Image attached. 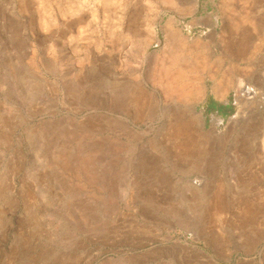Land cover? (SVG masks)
Masks as SVG:
<instances>
[{"label": "rangeland", "instance_id": "1", "mask_svg": "<svg viewBox=\"0 0 264 264\" xmlns=\"http://www.w3.org/2000/svg\"><path fill=\"white\" fill-rule=\"evenodd\" d=\"M169 2L0 0V264H264V0Z\"/></svg>", "mask_w": 264, "mask_h": 264}, {"label": "bare ground", "instance_id": "2", "mask_svg": "<svg viewBox=\"0 0 264 264\" xmlns=\"http://www.w3.org/2000/svg\"><path fill=\"white\" fill-rule=\"evenodd\" d=\"M167 1H170L169 3H172V5L175 3V1L176 0H166V2ZM175 30V29H174ZM174 32V31H173ZM171 33V34H167L168 36H169V38H167V39H169V42H174V41H176L177 39H178V35H176V33H178V31H176V33L174 32V33ZM179 34V33H178ZM247 34V33H246ZM167 36V37H168ZM179 36H180V34H179ZM182 39V38H181ZM183 40V39H182ZM181 40V41H182ZM186 40V39H185ZM179 41H180V39H179ZM180 41V42H181ZM244 41V40H243ZM243 41H241V42H243ZM183 43V42H182ZM187 43V42H186ZM197 43V42H196ZM203 43V42H202ZM245 43V42H244ZM188 44V43H187ZM198 44V43H197ZM204 44V43H203ZM239 44V43H238ZM243 44V43H242ZM184 45V44H183ZM235 45V44H234ZM233 45V46H234ZM185 46H187V45H185ZM231 47V49H229L230 51H232L234 54L236 53V52H238V53H240V55H245V53L243 52V51H245V50H243V48H245L244 46H242V48L240 49V48H238V47H240V46H238V47H236L235 49H234V47ZM237 46V45H236ZM248 46V45H247ZM188 47V46H187ZM247 49V48H246ZM231 52V53H232ZM243 52V53H242ZM254 52V51H253ZM233 54V55H234ZM250 54V53H249ZM229 55V54H228ZM239 55V54H238ZM246 55H247V53H246ZM228 57V56H227ZM234 57H235V55H234ZM243 57H245V56H243ZM239 58H241V56L239 57ZM243 60V59H242ZM232 67V66H231ZM233 68V67H232ZM228 69H230V67L228 68ZM230 71V70H229ZM180 76H183V74H180ZM223 79V78H222ZM224 82V81H223ZM230 83V82H229ZM228 83V84H229ZM240 84H242V85H238L239 87L237 88V92H238V98H239V102H241L242 104H247V103H249V101H250V99H252L254 96L253 95H255V96H257V93L256 92H249V88L247 87V86H245L243 83H241V82H239ZM214 87L212 88V92H213V94L215 95V97H221V98H223L224 96H225V93L226 92H228L227 91V89L226 88H228L227 86H226V88H225V84H227V81H226V83L224 84V83H222V81L221 80H217L216 81V83L214 82ZM245 87H244V86ZM237 86V85H236ZM236 88V87H235ZM142 89H141V91L139 92V94L138 95H140V96H138V98L140 97V99L141 100H143L144 101V106L146 107L149 103H153V98H152V96L151 95H147L146 93H142ZM257 91V90H256ZM260 92V91H259ZM258 92V93H259ZM226 95H227V93H226ZM237 98V99H238ZM255 98V97H254ZM257 99V98H256ZM128 101H132L133 102V98L132 97H130V98H123L122 99V103L124 104H122V107H127L128 106ZM119 105H120V102H119ZM193 114V113H192ZM178 119V118H177ZM237 119V118H236ZM231 120H235V118L234 117H232V119ZM179 121V120H178ZM218 123V122H217Z\"/></svg>", "mask_w": 264, "mask_h": 264}, {"label": "crops", "instance_id": "3", "mask_svg": "<svg viewBox=\"0 0 264 264\" xmlns=\"http://www.w3.org/2000/svg\"><path fill=\"white\" fill-rule=\"evenodd\" d=\"M213 99H214V100H213L214 102H218V101H219L218 98L215 97L214 94H213ZM214 106H215V107H218V106H216V104H214ZM222 107H223V106H221V108H222ZM218 108H220V107H218ZM209 110H211V109H209Z\"/></svg>", "mask_w": 264, "mask_h": 264}, {"label": "trees", "instance_id": "4", "mask_svg": "<svg viewBox=\"0 0 264 264\" xmlns=\"http://www.w3.org/2000/svg\"><path fill=\"white\" fill-rule=\"evenodd\" d=\"M211 110H217V111H219V112H223L222 110H223V107L221 108H216L215 106H213L212 108H211Z\"/></svg>", "mask_w": 264, "mask_h": 264}]
</instances>
